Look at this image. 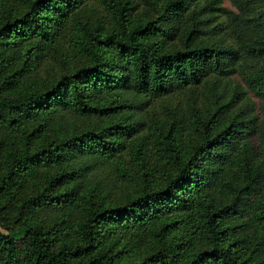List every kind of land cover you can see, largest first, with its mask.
Wrapping results in <instances>:
<instances>
[{"label":"trees","instance_id":"trees-1","mask_svg":"<svg viewBox=\"0 0 264 264\" xmlns=\"http://www.w3.org/2000/svg\"><path fill=\"white\" fill-rule=\"evenodd\" d=\"M220 1L0 0V264H264V0Z\"/></svg>","mask_w":264,"mask_h":264},{"label":"rangeland","instance_id":"rangeland-1","mask_svg":"<svg viewBox=\"0 0 264 264\" xmlns=\"http://www.w3.org/2000/svg\"><path fill=\"white\" fill-rule=\"evenodd\" d=\"M220 5L223 6V7H226V8H230V9H235L233 3H231V0H221L220 1ZM128 186V184H124L122 186V189H125L126 187ZM1 230V228H0Z\"/></svg>","mask_w":264,"mask_h":264}]
</instances>
